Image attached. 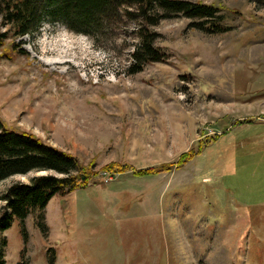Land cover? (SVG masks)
Returning a JSON list of instances; mask_svg holds the SVG:
<instances>
[{
    "label": "rangeland",
    "instance_id": "rangeland-1",
    "mask_svg": "<svg viewBox=\"0 0 264 264\" xmlns=\"http://www.w3.org/2000/svg\"><path fill=\"white\" fill-rule=\"evenodd\" d=\"M213 4L231 28L176 16L150 26L161 61L128 70L137 22L97 38L59 20L13 37L0 19V118L76 156L86 186L0 234L6 264H264V0ZM18 44V47L15 45ZM24 50L25 54L18 51ZM170 172L106 173L175 162ZM0 182V194L14 181ZM0 201V206L2 205ZM5 239L4 245L1 244Z\"/></svg>",
    "mask_w": 264,
    "mask_h": 264
},
{
    "label": "trees",
    "instance_id": "trees-1",
    "mask_svg": "<svg viewBox=\"0 0 264 264\" xmlns=\"http://www.w3.org/2000/svg\"><path fill=\"white\" fill-rule=\"evenodd\" d=\"M218 6L191 0H0V19L9 26L13 37L36 32L45 19L64 22L69 29L87 34L93 39L105 27L122 19L137 22V41L130 53L129 72L140 71L152 61H161L162 54L154 45L156 35L149 29L163 19L183 16L189 26L207 33H221L231 27L224 23L225 15ZM8 31L0 33V45ZM18 47V44H15ZM25 54L24 50L18 49ZM212 139L199 142L195 149L182 153L173 163L135 169L126 164L108 163L102 171L112 174L130 171L134 176L170 172L200 153ZM45 171L32 175L27 182L14 181L0 194V234L10 227L12 219L23 220L37 214V225L42 231L44 209L57 193L65 194L87 185L95 174L88 165H82L71 153L43 142L31 132L8 125L0 118V182L13 175ZM5 239L1 244L4 245ZM54 255L49 263L54 264ZM0 264H6L0 248ZM18 264H28L20 261Z\"/></svg>",
    "mask_w": 264,
    "mask_h": 264
}]
</instances>
